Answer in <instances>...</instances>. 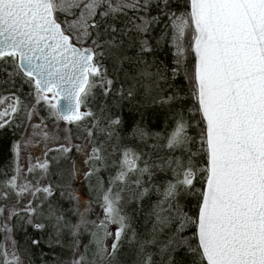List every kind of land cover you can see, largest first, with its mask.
Masks as SVG:
<instances>
[{"label": "snow or ice", "instance_id": "1", "mask_svg": "<svg viewBox=\"0 0 264 264\" xmlns=\"http://www.w3.org/2000/svg\"><path fill=\"white\" fill-rule=\"evenodd\" d=\"M0 264H264V0H0Z\"/></svg>", "mask_w": 264, "mask_h": 264}]
</instances>
